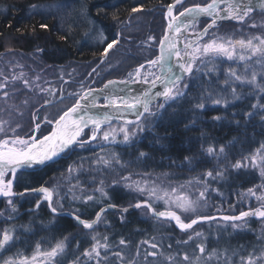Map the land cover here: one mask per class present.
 <instances>
[{
	"label": "snow or ice",
	"instance_id": "snow-or-ice-1",
	"mask_svg": "<svg viewBox=\"0 0 264 264\" xmlns=\"http://www.w3.org/2000/svg\"><path fill=\"white\" fill-rule=\"evenodd\" d=\"M86 4L87 0L81 4L80 13L94 25ZM162 6L166 9L163 35L158 42L155 37H149L158 44V54L128 71L126 78L108 79L102 87L69 93L75 96L70 107L60 110L53 118L43 117V123L50 125L46 133L41 123L36 122L40 117L35 113L34 126L23 134L19 123L0 120V198L7 205L0 210V218L5 225L13 222L0 227V264H264V244L253 245L250 250L245 246L220 249L213 246L211 231L203 230L205 224L209 229L215 227V244L218 245L229 228L233 230L232 235H237L254 218L264 223V30L244 31L245 26L264 29L248 22L252 12L264 13V0H207L191 5L187 0H172ZM66 7L67 4L29 5L33 14L59 12ZM95 7L99 16L107 5ZM139 10L136 6L131 8L133 13ZM224 21L234 22L236 31L221 34ZM40 27L47 29L48 25ZM96 38L105 45L101 52L104 57L120 42L116 38L108 41L103 30H97ZM23 77L24 73H20L13 76L12 81L21 80L31 91L29 81ZM8 83L4 78L0 91ZM130 84L142 87L133 94L128 88ZM8 95L4 92L5 97ZM64 99L61 95L60 103ZM181 101L187 107L180 122L187 131L200 130V138L192 141L199 144L198 152L183 157L181 171L185 168L189 172H197L198 168L204 170L183 181L173 180L169 173L154 176L152 172L143 171L124 175L121 170L131 165L123 162L113 149L120 145L125 146V150L135 147L139 135L146 130V122L151 120L153 127L163 125L170 120L169 109L175 113ZM49 103L51 101H45L42 107ZM209 112L216 113L210 117L215 125L227 120L245 134L249 125L257 126L254 122L258 120L261 139L245 135L243 139L233 138L224 144L207 143L200 125L206 123ZM165 134H168L167 128ZM237 145H240L238 150ZM77 148L93 152L95 160L90 162L96 165L94 171L100 173L99 177H93L92 191L86 193L80 181L83 163L69 165L66 169L72 199L88 207L99 205L90 220L82 218L79 208L69 213L81 228L79 235L89 237L91 243L81 250L84 241L65 235L41 237L32 243L31 237L36 235L33 223L30 221L19 228L14 224L19 215L16 198H23L26 193L35 194V209L46 201L53 217L50 223L58 229L59 218L64 215L65 205L61 202L64 197L47 186L26 187L23 191L15 188L21 177L33 176L61 159H70ZM97 148L105 154L96 152ZM148 158V153L143 151L137 156L138 161ZM211 161L216 162L215 166L207 168ZM230 172L253 176L252 186L236 193L237 204H229L234 214H222V210L217 209V215H205L203 210L208 207L212 193L223 195L213 184L227 181ZM106 173L115 174L110 185L104 178ZM256 177L259 183H255ZM72 180L76 182L73 184ZM109 186L113 189L123 186L136 194L135 203L120 209L122 223L123 214L128 213L129 208L143 209L161 227L167 224L179 230L181 237L165 247L163 241L157 242L153 236L151 240H141L133 251L131 241L121 237L115 242L107 234H101L98 226L103 224L106 231L110 229L106 214L117 207L105 204V200L111 199ZM245 204L247 210H243ZM237 207L241 208L238 213ZM258 240H264V235ZM73 241L75 250H72ZM144 245L148 247L141 260Z\"/></svg>",
	"mask_w": 264,
	"mask_h": 264
},
{
	"label": "trees",
	"instance_id": "trees-1",
	"mask_svg": "<svg viewBox=\"0 0 264 264\" xmlns=\"http://www.w3.org/2000/svg\"><path fill=\"white\" fill-rule=\"evenodd\" d=\"M171 2L172 0H87L86 7L90 13V19L95 22L93 25L80 13V6L85 3V0H0V66L3 68H0V73L3 74L0 79L3 76L4 78L6 76L13 77L19 73H24L25 79L29 82L32 81L30 83L32 90H28L19 96L21 97L20 100L23 99L29 104L32 103L28 115L29 128L28 130L21 128V134L30 132L34 126L32 122L34 112L36 115L42 116L48 110L51 112L55 109L48 116L53 118L57 116L60 110L65 109V106L67 107V105L69 106L74 102L75 97H70L69 93H72L71 91L75 87L94 82L92 79H84L89 74L91 64L95 61L94 65H96L101 60V52L105 46L97 40V30H103L108 41L113 38L118 39L117 34L121 31L124 33V30H126L124 37H122L123 45L120 40V44L108 53L102 68L97 70V74H104L105 67L107 69L111 66L112 63L109 64L112 62L111 59L116 58L119 62L121 60L123 65L120 64L121 67L119 65L118 68L123 67L122 70L124 71L122 72L124 73L120 74V71L114 67L116 72L112 70L108 76L124 79L127 72L134 69L139 63L154 58L158 54V44L150 41L149 37H155L158 42L163 35L164 12L166 9L162 5ZM187 2L189 5L193 3L203 4L207 0H187ZM31 4H67L68 7L62 8L59 12L33 14L29 8ZM96 5H107L105 11L99 16L97 15ZM134 6L139 7L140 10L135 13L131 12V8ZM259 19H264V13L254 12L253 15L249 16L248 22L260 25ZM41 24H47L48 28H41ZM236 28L234 22H223L220 33H230L236 31ZM261 30L264 29L244 27L245 32L258 33ZM61 36H66L67 39L62 40L60 39ZM39 49L43 51H39ZM69 72L74 73L73 79L68 77ZM90 78L92 77L90 76ZM101 81V79L98 80L100 84H102ZM46 86L56 89L55 96L52 100H49L54 103L42 107L45 101L42 100L41 102L38 100L39 98L37 99L35 90ZM61 95H68L69 99H67L66 104L62 105L60 101L57 102ZM244 106L241 105V107ZM186 107V103L181 101L176 105L175 113L172 109H169L170 120H166L163 125L157 124L153 127L152 121H147L146 130L139 135L135 147L125 150V146L120 145L113 149L119 154L123 162L131 165L128 169L121 170L124 175H128L129 172L138 173L143 171L152 172L154 176L169 173L173 180L183 181L204 170L198 168L197 172H189L185 168L181 171L183 157L198 152L199 144H194L192 141L200 138L199 129L187 131L183 123L180 122L186 115L184 111ZM37 109H39V112H37ZM214 114L216 113L209 112L206 123L200 125L205 133L203 139L207 143L224 144L233 140V138L243 139L245 135L249 138L255 135L257 140L261 139L259 135L261 128L258 126V120L254 122L257 126L249 125L245 134L237 129L234 123H229L227 120L215 125L210 119ZM36 122L41 123L42 131L46 133L50 125L43 123V119ZM165 128L168 129L167 135L165 134ZM239 148L240 145H237V150ZM141 151L148 153L149 158L146 161L137 160V156ZM96 152L100 153L99 148L96 149ZM82 157L83 160H81ZM93 160H95V156L92 151L87 148H77L70 159H61L58 164L46 167L33 176L25 175L21 177L19 186L15 190L23 191L26 187L39 186L54 188L64 197L61 201L65 205L63 212L68 213L79 208L83 219H93L95 212L99 210V205L93 208L74 201L71 193L68 192L70 185L66 178V169L69 165L83 163L82 174L80 175L81 187L85 189L86 193L91 192L93 177L100 176V173L94 171L96 165L90 162ZM215 163V161H211L208 163L207 168L214 167ZM104 178L110 185L116 177L115 174L109 175L106 173ZM253 179L251 175H238L235 172H230L227 181H221L219 184L214 183L213 188H219L223 195L218 196L213 192L208 207L203 210L204 214L217 215V209H221L222 214H234L233 209L229 208V204H237L236 193L251 187ZM75 182V180H72L73 184ZM255 183H259L258 177L255 178ZM76 191L79 195V191ZM107 191L111 199L105 200V204L112 203L120 209L135 203L137 199L135 193L130 192L123 186H118L115 189L109 186ZM16 199L19 215L14 224L19 228L21 225H28L30 221L33 223V230L36 235L31 237L32 243L40 240L41 237L48 238L53 235L57 237L65 235L69 236L70 239L76 237L78 240L84 241L81 250L87 248L91 243L89 237L79 235L81 228L77 227L75 221L69 216L59 218L58 229L55 224H51L50 221L53 220V217L49 212L47 203L42 201L40 208L35 209L34 194H26L25 197ZM6 208V203L3 199H0V210ZM160 210H163V206H160ZM239 210L241 208L237 207L236 213ZM243 210H247V204L243 206ZM106 218L110 222L111 228L106 231L105 225L101 224L98 226V231L101 234H107L115 242H118L121 237L131 241L130 248L133 251H135L136 245L141 240H151L153 236L157 242L163 241L165 247L168 243H174L176 239L181 237L179 230L169 227L167 224L161 227L159 222L153 220L143 209H136L133 213L124 215L123 223L121 222V214L118 212H108ZM12 223L9 222L8 225H5L2 218H0V227L10 226ZM210 223L214 224L215 222ZM203 230L205 232L211 231L213 246L220 249L245 246L250 250L253 245L264 244V240H258V237L264 235V223L253 219L237 235H232L233 230L229 228L222 234L218 245L215 244L217 229L215 227L209 229L208 225L205 224ZM147 247V245H144L141 248V260L143 259L144 249ZM75 248L76 244L73 241L72 250H75ZM240 250L243 251V248ZM148 259L151 260L152 257Z\"/></svg>",
	"mask_w": 264,
	"mask_h": 264
},
{
	"label": "rangeland",
	"instance_id": "rangeland-1",
	"mask_svg": "<svg viewBox=\"0 0 264 264\" xmlns=\"http://www.w3.org/2000/svg\"><path fill=\"white\" fill-rule=\"evenodd\" d=\"M259 21H260V25L263 26L264 25V19L263 20L259 19ZM125 31L126 30H124V33L121 31L120 33L117 34L118 38H119L118 39L119 41L120 40L122 41V37H124ZM128 32H130V31H128ZM119 44H120V42H119ZM122 45H123V41H122ZM111 60H112L113 64L111 66H109L107 69H106V67L104 69L105 73L103 74L102 79H101L102 80L101 81L102 84H100V82H98L99 79H94V82L88 83V85L85 84L84 86L75 87V89L73 91H71V92L72 93H76V92L85 91L88 88L102 87L103 83H105L110 78L111 79H122L121 77L117 78V77H114V76H112V77L108 76L109 73H111L112 70L116 72V69H114V67L117 68L118 71H120V72L124 71V70H122L123 67L122 68H118L120 64L123 65L121 63V60H120V62H119V60H116V58L115 59L112 58ZM5 64H7V63H5ZM121 65H120V67H121ZM90 67H91V69H90L89 73L91 72V70L93 68L92 65ZM0 68L3 69L1 66H0ZM109 68H110V70H108ZM96 72H97V70H96ZM96 72H94L90 76L93 78L94 75L97 74ZM19 75H20V73L17 74L16 76H19ZM5 78L8 79L9 83H8L7 87L3 91H0V120H2V121H12L14 124L15 123H19L20 125H22L23 128H25V130H28L29 123H30L28 115H29V109H30V106H31L32 103L29 104L27 101H26L27 103H25V100H23V99L20 100L21 97H19L20 94L22 95L23 93L28 91V88L25 87V85L22 83L21 80H16L15 82H13L12 81V77L6 76ZM85 78H87V77H85ZM23 79H25V77H23ZM3 80H4V76H3V78L0 79V83H2ZM86 80H91V79L87 78ZM34 81L36 82L35 79H34ZM31 82L32 81L30 80L29 83H31ZM138 86H139V84H133L132 87H138ZM51 88H52L51 86H46L45 88L39 87L38 89H36L35 92H37V94H36L37 99L39 98L38 100L41 101V102H42V100H44V101L52 100L55 95H51L50 93H55L56 89L55 88L51 89ZM4 92H8L9 95L7 97H5L4 96ZM61 93H62V90H61ZM133 94H135V93L133 92ZM66 96H68V95H66ZM66 101L67 100H64L63 103H61V104L62 105L66 104L67 103ZM69 106H71V104H69ZM69 106L67 105V107H69ZM67 107L65 106V108H67ZM54 110L51 111V112H50V110H48L46 113L42 114V116L37 114V116L40 117L39 121H42L44 116H50V113H53ZM21 113H22V115H21ZM85 131H87V129ZM17 198H20V197H17ZM44 202L46 203V201H44Z\"/></svg>",
	"mask_w": 264,
	"mask_h": 264
},
{
	"label": "flooded vegetation",
	"instance_id": "flooded-vegetation-1",
	"mask_svg": "<svg viewBox=\"0 0 264 264\" xmlns=\"http://www.w3.org/2000/svg\"><path fill=\"white\" fill-rule=\"evenodd\" d=\"M117 38H118V35H117ZM118 39H119V38H118ZM118 44H119V43H118ZM118 44L114 45L112 49H109V51L113 50L114 47L117 46ZM109 51H108V52H109ZM102 59L105 60L106 58H105L104 56H102V57H101V60H102ZM94 62H95V61H94ZM94 62H93V63L91 62L92 64H91V63H90V64H91V65H94ZM82 63H83V62H82ZM111 63L113 64V62H110L109 64H111ZM93 68H95L96 70H98V69L102 68V64L98 63V64L94 65ZM93 68H92V69H93ZM93 73H94V72H92V70H91V72H90L89 74H93ZM96 73H97V72H96ZM121 73H124V72H120V74H121ZM89 74L87 75V78L92 79V81H94V79H99V80H100V79H102V76H103V74H96V75H94L93 78H90V77H89V76H90ZM68 77L71 78V79H73V77H74V73L72 74V73L69 72V76H68ZM87 78H85L84 80H86ZM82 85H83V84H81V86H82ZM132 86H133V84H130V85L128 86V88H129L132 92H134V89H133L134 87H132ZM63 97L65 98L64 100L69 99L68 96H64V95H63ZM70 97H74V96H70ZM59 101H60V100H59ZM22 128H23V127H22Z\"/></svg>",
	"mask_w": 264,
	"mask_h": 264
},
{
	"label": "water",
	"instance_id": "water-1",
	"mask_svg": "<svg viewBox=\"0 0 264 264\" xmlns=\"http://www.w3.org/2000/svg\"><path fill=\"white\" fill-rule=\"evenodd\" d=\"M256 11H259V10H256ZM260 12V11H259ZM253 13V12H252ZM224 22H231V21H224ZM165 24H166V21H165ZM139 90H140V88H138L136 91H137V93L139 92ZM70 107V106H69ZM129 119H135V117H132V116H129ZM26 194H33V193H26ZM35 195V194H34ZM2 199V198H1ZM47 203V202H46ZM136 209H133V208H129V212L128 213H125L124 215H126V214H130V213H133V211H135ZM111 211H114V212H118V213H120L121 214V212H120V208H118V207H116V208H114V209H111V210H109V212H111ZM50 212V211H49ZM64 213V215L63 216H69V212L68 213H66V212H63ZM69 217H71V216H69ZM253 220H257V221H260L259 219H253ZM75 221V220H74ZM76 223V222H75ZM87 231V230H86Z\"/></svg>",
	"mask_w": 264,
	"mask_h": 264
}]
</instances>
